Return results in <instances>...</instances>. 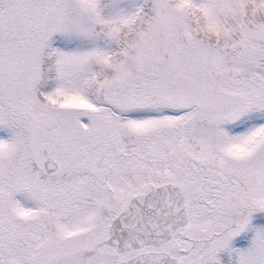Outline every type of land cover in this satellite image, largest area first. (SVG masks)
Returning a JSON list of instances; mask_svg holds the SVG:
<instances>
[{
  "label": "snow or ice",
  "instance_id": "1",
  "mask_svg": "<svg viewBox=\"0 0 264 264\" xmlns=\"http://www.w3.org/2000/svg\"><path fill=\"white\" fill-rule=\"evenodd\" d=\"M0 264H264V0H0Z\"/></svg>",
  "mask_w": 264,
  "mask_h": 264
}]
</instances>
